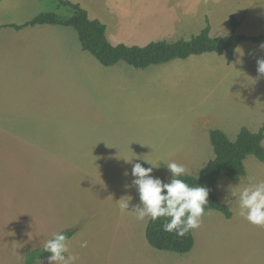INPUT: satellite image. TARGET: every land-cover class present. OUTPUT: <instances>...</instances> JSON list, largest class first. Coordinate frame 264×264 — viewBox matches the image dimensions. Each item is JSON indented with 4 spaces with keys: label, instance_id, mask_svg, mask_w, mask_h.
Masks as SVG:
<instances>
[{
    "label": "rangeland",
    "instance_id": "rangeland-1",
    "mask_svg": "<svg viewBox=\"0 0 264 264\" xmlns=\"http://www.w3.org/2000/svg\"><path fill=\"white\" fill-rule=\"evenodd\" d=\"M69 1L103 20L110 40L130 45L190 39L207 21L212 36H227L232 17L238 34H264V0H141V11L123 18L109 0ZM46 11L74 12L58 0H0V264H22L26 252L76 227L70 250L78 264H264V227L238 214L229 190L238 192L250 178L264 181V162L255 156L245 160L239 181L219 178L215 194L232 217L206 212L187 254L153 248L148 221L118 203L130 196L129 211L140 203L136 187H125L134 163L156 164L152 175L165 182L169 161L197 176L215 156L210 130L231 140L243 127L259 130L262 43L242 42L243 56L236 51L231 63L208 53L147 69L120 63L124 69L113 73L82 49L73 28L10 27Z\"/></svg>",
    "mask_w": 264,
    "mask_h": 264
},
{
    "label": "trees",
    "instance_id": "trees-1",
    "mask_svg": "<svg viewBox=\"0 0 264 264\" xmlns=\"http://www.w3.org/2000/svg\"><path fill=\"white\" fill-rule=\"evenodd\" d=\"M58 1L63 6L71 7L74 11L73 15L65 17L46 11L23 24H12L10 27L16 30L47 25L73 28L77 32L82 49L89 52L105 67L126 63L136 69H147L151 66L168 64L174 60H187L192 56L208 53L225 55L228 63H231L235 59L236 49L242 42L250 40L264 43V34L256 37L238 34L236 30L240 23L232 17V31L227 36H212L211 26L207 21V26L190 39H179L173 42L151 41L144 46L113 44L107 37L105 23L98 19H91L88 11L78 3L69 0ZM210 141L215 154L214 158L206 163L197 176L187 175L182 179H185L191 186H204L209 189V203L206 206V212L216 210L227 218H231L232 212L216 196L215 186L221 176H226L231 181H239L246 175L245 160L249 156H255L259 161L264 162V124L257 132H252L246 127L241 128L235 140H231L223 130L212 129L210 130ZM166 221L167 218H161L155 222L148 220L145 231L148 243L153 248L162 251L178 254L189 253L195 243L193 231L184 237L164 232L162 224ZM78 231L79 228L76 227L61 232L70 240ZM49 255L50 253L43 251V247L34 248L26 252L22 264H37L38 257L41 261L47 259Z\"/></svg>",
    "mask_w": 264,
    "mask_h": 264
},
{
    "label": "clouds",
    "instance_id": "clouds-1",
    "mask_svg": "<svg viewBox=\"0 0 264 264\" xmlns=\"http://www.w3.org/2000/svg\"><path fill=\"white\" fill-rule=\"evenodd\" d=\"M264 50V43L259 46ZM237 52L243 56L241 49ZM241 63L242 60H238ZM258 78L264 77V58L257 60ZM125 162L132 163V159L124 158ZM145 160V159H144ZM152 167H144L141 163H134L131 170L132 185L139 193L140 203L133 206L129 211L131 197H122L118 203L122 211L133 215L138 222H153L161 218H167L162 224L164 232L173 233L184 237L189 232L201 226L202 218L207 214L206 206L209 203V189L204 186H191L182 177L191 175L189 170L182 164L169 161L166 165L171 173V180H164L152 175L156 164L145 160ZM125 175H128L125 172ZM231 195L237 200L238 214L249 223L264 227V181L252 183L251 178L247 186L237 192L229 186ZM230 203V202H229ZM86 246V242L81 244ZM43 251L50 253L48 264H78L80 257L70 250V240L63 232L54 233L51 239L43 244ZM37 264H41L40 257Z\"/></svg>",
    "mask_w": 264,
    "mask_h": 264
},
{
    "label": "crops",
    "instance_id": "crops-1",
    "mask_svg": "<svg viewBox=\"0 0 264 264\" xmlns=\"http://www.w3.org/2000/svg\"><path fill=\"white\" fill-rule=\"evenodd\" d=\"M141 0H109V4L110 6L112 7V11L114 12H118L120 14V17L123 18V14L128 17L130 15H133L135 17L136 13H139L141 10L139 8V5H136V3H140ZM154 0L150 1V2H153ZM144 2H147V3H150L148 0H144ZM152 10H154V7L152 8ZM89 14V12H88ZM96 18H98L99 20V17L97 15H95ZM102 23H103V20H100ZM123 25V24H122ZM127 26V25H126ZM123 39H124V36H122ZM109 39V38H108ZM110 40V39H109ZM113 44H119V43H125V44H128L130 45V43L128 41H115L113 42L112 40H110ZM134 43H136L134 41ZM138 45V44H137ZM141 45V44H139ZM122 64V63H121ZM104 68H107L106 70H110V71H113V73H116L115 71V68H123L121 67L120 63L117 64L116 66H113V67H105L103 66ZM127 68V67H126ZM124 69V68H123ZM117 75V74H115ZM107 76H111V74L107 75ZM124 77V79L126 80V82H128V79H130L127 75H122ZM141 80H138V81H134V82H140ZM125 82V83H126ZM128 84V83H127Z\"/></svg>",
    "mask_w": 264,
    "mask_h": 264
}]
</instances>
